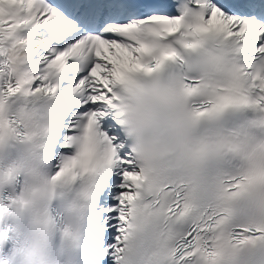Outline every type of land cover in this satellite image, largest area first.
I'll use <instances>...</instances> for the list:
<instances>
[{"label":"snow or ice","instance_id":"1","mask_svg":"<svg viewBox=\"0 0 264 264\" xmlns=\"http://www.w3.org/2000/svg\"><path fill=\"white\" fill-rule=\"evenodd\" d=\"M0 264H264V0H0Z\"/></svg>","mask_w":264,"mask_h":264}]
</instances>
